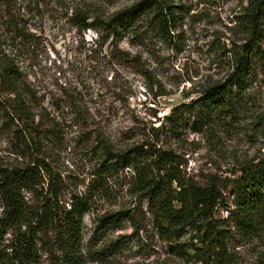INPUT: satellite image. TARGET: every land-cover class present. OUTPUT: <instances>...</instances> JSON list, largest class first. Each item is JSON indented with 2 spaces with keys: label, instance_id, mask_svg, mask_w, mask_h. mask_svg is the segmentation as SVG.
Listing matches in <instances>:
<instances>
[{
  "label": "rangeland",
  "instance_id": "1",
  "mask_svg": "<svg viewBox=\"0 0 264 264\" xmlns=\"http://www.w3.org/2000/svg\"><path fill=\"white\" fill-rule=\"evenodd\" d=\"M71 1L98 5L107 15L132 0H39L29 4V13L24 4L16 12L19 26L34 34L19 51L25 71L50 117L58 120L56 133L45 140L51 167L67 196L94 193L83 216L85 264H193L168 251L150 215L143 214L145 203L138 208L127 189V168L107 176L104 189L98 187L105 181L95 136L103 134L122 149L160 127L159 145L172 150L180 168L199 183L212 175L227 177L240 163L264 153V60L255 61L247 110L236 123L213 132L162 124L173 106L228 74L232 49L246 39L236 22L247 0H174L180 10L176 46L153 37L129 34L114 41L92 29L77 30L63 17ZM260 43L264 55V16ZM13 152V139L0 123V165L17 163ZM132 207H137V228L126 221L97 225L101 214ZM231 251V264H264V236L236 237ZM38 264H46L44 255Z\"/></svg>",
  "mask_w": 264,
  "mask_h": 264
},
{
  "label": "trees",
  "instance_id": "2",
  "mask_svg": "<svg viewBox=\"0 0 264 264\" xmlns=\"http://www.w3.org/2000/svg\"><path fill=\"white\" fill-rule=\"evenodd\" d=\"M39 0H0V123L14 142L17 163L0 165V264H85L83 216L90 210L92 192L68 196L50 162L46 136L56 133L58 120L50 117L25 71L20 49L34 34L17 19L20 6ZM174 0H132L105 15L98 5L73 2L65 21L77 30L92 29L98 37L121 40L153 37L177 45L180 10ZM36 14H40L37 11ZM264 0H247L236 25L245 42L232 49L228 74L205 85L199 95L173 106L163 118L169 129L189 125L213 132L236 123L247 110L246 95L261 49ZM21 21V20H20ZM4 25L9 27L4 28ZM13 28V29H12ZM160 127L127 148L95 136L102 153L98 170L106 177L127 168V189L153 220L168 251L193 264H231L232 243L264 236V153L240 163L227 177L212 175L199 183L180 168L176 154L159 145ZM101 178V174L98 175ZM135 206V205H134ZM227 211L226 215L220 212ZM137 207L107 211L97 225L115 227L126 221L137 228Z\"/></svg>",
  "mask_w": 264,
  "mask_h": 264
}]
</instances>
